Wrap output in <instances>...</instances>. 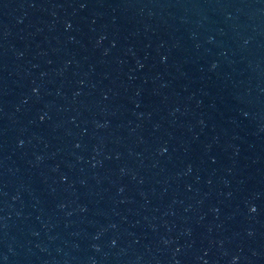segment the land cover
Segmentation results:
<instances>
[{"label": "water", "instance_id": "water-1", "mask_svg": "<svg viewBox=\"0 0 264 264\" xmlns=\"http://www.w3.org/2000/svg\"><path fill=\"white\" fill-rule=\"evenodd\" d=\"M0 264H264V0H0Z\"/></svg>", "mask_w": 264, "mask_h": 264}]
</instances>
